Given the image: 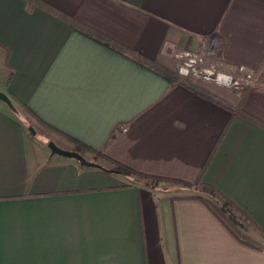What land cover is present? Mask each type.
I'll return each instance as SVG.
<instances>
[{
	"label": "crops",
	"instance_id": "1",
	"mask_svg": "<svg viewBox=\"0 0 264 264\" xmlns=\"http://www.w3.org/2000/svg\"><path fill=\"white\" fill-rule=\"evenodd\" d=\"M214 38L264 74V0H0V264H264V93L175 73Z\"/></svg>",
	"mask_w": 264,
	"mask_h": 264
},
{
	"label": "built area",
	"instance_id": "2",
	"mask_svg": "<svg viewBox=\"0 0 264 264\" xmlns=\"http://www.w3.org/2000/svg\"><path fill=\"white\" fill-rule=\"evenodd\" d=\"M215 38L204 48H179L174 52L176 73L185 78L213 82L234 90H243L255 82L254 75L243 67L232 73L221 69L215 51Z\"/></svg>",
	"mask_w": 264,
	"mask_h": 264
},
{
	"label": "trees",
	"instance_id": "3",
	"mask_svg": "<svg viewBox=\"0 0 264 264\" xmlns=\"http://www.w3.org/2000/svg\"><path fill=\"white\" fill-rule=\"evenodd\" d=\"M179 82L183 85H186V86H189L193 89H195L196 91H201L199 88L196 87V85H194L192 83V81L188 80V79H179ZM252 87L253 90L255 91H259V92H262L264 93V74H261V75H258L256 77V80L254 82V84L252 85H249ZM249 86H246V88H244L243 90H246L247 88H249ZM242 90V91H243ZM94 157L95 158H103L105 160H108L112 163V172H120L121 174L123 175H138V176H141V177H146V178H150L151 180H155V179H158L157 177H154V176H149V175H145V174H142L140 172H137L117 161H114L112 159H110L109 157L105 156L104 154H102L101 152H94ZM173 182H178L176 180H172ZM183 183H186V182H183ZM203 188L206 189V190H212L210 187L206 186V185H203ZM225 203L229 204V202L227 200H224Z\"/></svg>",
	"mask_w": 264,
	"mask_h": 264
},
{
	"label": "water",
	"instance_id": "4",
	"mask_svg": "<svg viewBox=\"0 0 264 264\" xmlns=\"http://www.w3.org/2000/svg\"><path fill=\"white\" fill-rule=\"evenodd\" d=\"M0 100L3 101V102H5L6 105L9 108L14 109L13 104H12L10 98L4 92H2V91H0ZM29 129L31 130V132H33V129L32 128H29ZM47 146L50 149L51 153H56V154H59V155L65 156V157L75 158L82 165H86V166H90V167L102 168V166L100 164H98L97 162L86 160L81 154H79L76 151L66 150V149L59 148L52 141H49L47 143ZM108 171H112V170L110 169Z\"/></svg>",
	"mask_w": 264,
	"mask_h": 264
},
{
	"label": "rangeland",
	"instance_id": "5",
	"mask_svg": "<svg viewBox=\"0 0 264 264\" xmlns=\"http://www.w3.org/2000/svg\"><path fill=\"white\" fill-rule=\"evenodd\" d=\"M215 48V47H214ZM175 64H176V61H175ZM176 73V72H175ZM176 77L178 79H188L190 81H192V83L196 86H199V82H208V81H201L199 79H191V78H185V77H181L179 76L177 73H176ZM208 83H213V82H208ZM218 85V84H217ZM218 86H221V85H218ZM221 87H224V86H221ZM228 88V87H227ZM229 89V88H228ZM231 89V88H230ZM210 191V190H209ZM220 204L222 205V208H223V211L231 218V219H234L235 215L236 214V210L234 208H232V206H230L229 204L225 203V201L221 200Z\"/></svg>",
	"mask_w": 264,
	"mask_h": 264
}]
</instances>
